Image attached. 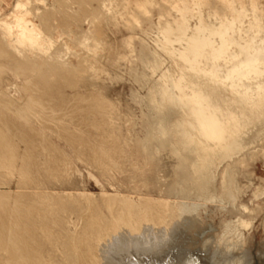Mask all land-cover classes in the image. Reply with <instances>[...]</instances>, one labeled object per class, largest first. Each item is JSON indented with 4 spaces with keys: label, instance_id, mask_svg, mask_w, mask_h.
<instances>
[{
    "label": "rangeland",
    "instance_id": "obj_1",
    "mask_svg": "<svg viewBox=\"0 0 264 264\" xmlns=\"http://www.w3.org/2000/svg\"><path fill=\"white\" fill-rule=\"evenodd\" d=\"M223 1L228 18L215 21L208 7ZM204 21H214L216 34ZM191 27L220 46L217 62L231 59V34L241 36L242 46L264 39V0H0V233L21 220L35 230L31 236L44 264H74L88 244L82 236H95L97 228L110 237L119 220L127 226L165 221L156 251H135L133 243L117 251L111 237L98 243V263L264 264V104L245 103V90L235 87L250 70L236 46L233 57L241 56L231 59L238 62L225 82L189 66L196 49L208 47L205 39L184 42L197 45L183 50L185 59L193 58L185 62L172 61L154 42L167 30L183 35L182 28ZM154 52L159 63L152 73ZM167 70L174 92L185 87L180 80L192 89L193 132L176 127L185 121L181 110L158 101L160 73ZM213 97L222 100L218 106ZM210 112L227 137L235 127H247L244 148L213 165L201 149L212 140L205 131L213 122ZM184 137L187 145L197 144L195 150H177L175 141ZM125 211L132 212L129 219ZM147 229L143 236H150ZM0 247V264H7Z\"/></svg>",
    "mask_w": 264,
    "mask_h": 264
},
{
    "label": "bare ground",
    "instance_id": "obj_2",
    "mask_svg": "<svg viewBox=\"0 0 264 264\" xmlns=\"http://www.w3.org/2000/svg\"><path fill=\"white\" fill-rule=\"evenodd\" d=\"M73 1V0H72ZM80 1V0H79ZM219 2V1H218ZM76 3V2H75ZM83 3V2H82ZM63 4V3H62ZM218 4V3H217ZM16 6H18V7H20V5L19 4H17ZM23 6V5H22ZM25 6V5H24ZM63 6V5H62ZM64 7H66V6H64ZM185 7H187V6H185ZM17 8V7H16ZM21 8V7H20ZM19 8V9H20ZM63 8V7H62ZM188 8V7H187ZM186 8V9H187ZM237 8V7H236ZM178 9V8H177ZM182 8H180V10H181ZM183 9L185 10V8H184V6H183ZM65 10V9H64ZM189 10V9H188ZM227 10H229L230 11V8H229V6H228V4H227V2H225V1H223L222 2V4L219 6V7H212V6H209L208 7V14L209 13H213L214 14V20L215 21H224V20H227V15H228V12H227ZM183 10H181V12H182ZM180 12V11H179ZM183 13H184V11H183ZM53 14V13H52ZM180 14H182V13H180ZM46 15V14H45ZM183 16H185V18H186V15H183ZM210 16V15H209ZM43 17V16H42ZM233 17V16H232ZM184 18V17H183ZM34 19V18H33ZM49 19V18H48ZM198 19H199V21L200 22H203V20L201 19V17L199 16L198 17ZM241 19H242V17H241ZM50 20V19H49ZM173 20H175V17H173L172 19H171V23L174 25V22H173ZM166 21H168V19H165L163 22H159V26H161V25H164L165 24V22ZM205 23H206V25H208V27H210L209 29H210V31H213V33L212 34H216L215 33V29H214V21H210V23H208V21H204ZM22 24V23H21ZM29 24V23H28ZM24 26H25V24H23ZM166 25H170L171 26V24H168V23H166ZM177 25V24H176ZM205 25V26H206ZM226 25V24H225ZM228 25V24H227ZM29 26V25H28ZM180 26V25H179ZM224 26V25H223ZM223 26H221V27H223ZM229 26V25H228ZM250 26V25H249ZM32 27V26H31ZM177 27V26H176ZM226 27V26H225ZM225 27H224V29H225ZM230 28H231V26H229ZM228 27V28H229ZM168 28V27H167ZM166 28V29H167ZM227 28V30H229ZM9 29V28H8ZM152 29V28H151ZM159 29V28H158ZM180 29V28H179ZM178 29V30H179ZM222 29V28H221ZM220 29V30H221ZM233 29H235L234 27H233ZM232 29V30H233ZM171 30V29H170ZM232 30L230 29L229 31H231L232 32ZM30 31V30H29ZM164 31V30H163ZM181 31V30H180ZM235 32H236V29L234 30ZM166 33H168L169 34V31L167 30V31H165ZM173 32V33H172ZM174 32H176V33H174ZM221 32H223V30L221 31ZM221 32H219L220 34H221ZM170 33L171 34H165V33H163V34H165V35H163V36H158L157 37V39L156 40H154V42L156 43V46H158L172 61H175V60H181V59H183L184 60V62H185V60H187L188 59V57H187V59H185V52H183V50L184 49H187V46H185L187 43L189 44V43H192V44H199L201 41H203V39H205V38H203V34H204V32L202 31V30H198L197 29V27H191V28H186V29H183L182 28V31H181V33L183 34V35H180V33L178 32V31H170ZM225 33V32H224ZM233 33V32H232ZM36 34V33H35ZM226 34V33H225ZM250 34V33H249ZM36 35H38V34H36ZM236 35H237V33H236ZM234 33L233 34H231V36L229 35V32H228V35H227V37L228 36H230L229 37V39H230V41L232 42V46L233 47H231L230 46V48L229 49H231V48H233V52H232V50H227L226 48V52H224V53H228L227 51H229V54H230V52L232 53L231 55L232 56H230L231 57V59L233 60L235 57H233V53H234V47L236 46L237 47V49L235 48V50H239L240 49V52H243L242 53V58L245 60H243L244 62H245V64H243V65H247V66H249L250 67V70H249V74H248V77H247V79H243L244 80V82L243 83H239L238 82V84H237V86H235V87H237V88H239L240 89V92L242 93V91H244L245 90V98L246 99H244V101H245V103L247 102V101H249V103L251 102V103H253V105H258V104H264V39L262 38V39H260V42H259V44H257V42H256V44H254L255 42V40L254 41H252L254 38H252V40H250V43H246V41H243V46H242V43H241V40H240V38H241V36L238 34V36H236ZM239 36H240V38H239ZM36 37V36H35ZM207 37V36H206ZM226 37V36H225ZM225 38V39H228V38ZM250 37H253V36H250ZM251 39V38H250ZM205 41L207 42V44H206V46H208L207 48H206V50H204L205 48L204 47H206V46H204L205 45ZM226 41H229V40H226ZM229 41V42H230ZM186 44H185V43ZM246 44H245V43ZM248 42H249V40H248ZM254 42V43H253ZM252 43V44H251ZM247 45V46H245V45ZM254 44V45H253ZM203 46V48H201L202 50H204V51H202V52H200V53H196V52H198L197 51V49L195 48V46H197V45H192V46H194V47H191V45H189L188 47L193 51V50H195L196 49V51H195V54H196V57L194 58V60H193V62H191L192 64H190L189 66H193V69L196 71V73H198V72H202L203 74H204V72H208V73H211L215 78H217L218 80H224L225 82H226V79H228L227 77H228V75H231V73H232V71H233V67L234 66H236V63L238 62L237 60H238V57H240L241 56V53L239 52V51H236L237 53H236V55H238L239 53V56L237 57V58H235V59H237V60H235V61H237L236 63H235V65L233 64L234 62L232 61V63H231V59H229V58H227L226 56H228V55H226V56H224V55H222L223 57H226L227 59H221L220 61H222V62H217L218 60V57L217 56H219V55H217L218 54V49H219V45L218 46H215L216 44L215 43H213V41H212V39H208V40H204V43L202 44ZM227 45H230V43L229 44H227ZM226 45V46H227ZM201 47V46H200ZM198 48V47H197ZM17 49V48H16ZM147 49V48H146ZM201 49H199L198 48V50H201ZM191 52V51H190ZM239 52V53H238ZM220 53H221V50H220ZM223 53V52H222ZM153 54V53H152ZM188 54V53H187ZM194 54V52H193V55H195ZM24 55V54H23ZM82 55V54H81ZM158 56H159V54L157 53V52H154V54H153V57H152V63H150V70H151V72L152 73H154L153 71H154V69H153V64L156 62V63H159V61H158ZM194 57V56H193ZM233 57V58H232ZM190 58H192V57H189V59ZM221 58V57H220ZM219 58V59H220ZM193 59V58H192ZM240 59V58H239ZM217 60V61H216ZM144 61V60H143ZM192 61V60H191ZM242 61V60H241ZM243 61L241 62V63H243ZM188 62H189V60H188ZM187 62V63H188ZM144 63H146V62H144ZM180 63V62H179ZM182 63V62H181ZM187 63H185V65H184V68H185V66L187 65ZM190 63V62H189ZM231 64H233L232 66H231ZM239 64H240V62H239ZM147 65H149V64H147ZM181 65V64H180ZM35 66V65H34ZM188 66V65H187ZM186 66V67H187ZM188 66V67H189ZM181 67V66H180ZM190 67V70L192 71L193 69ZM147 68V67H146ZM37 70V69H36ZM54 70V69H53ZM147 70V69H146ZM197 70H199L198 72H197ZM60 71V70H59ZM186 71L187 72H185V75L186 76H191V75H189L190 73L188 72V69H186ZM40 72V71H39ZM52 72V71H51ZM175 72V71H174ZM61 73H62V71H61ZM136 73V72H135ZM248 73V72H247ZM179 75V74H178ZM204 75H206V74H204ZM212 76V77H213ZM176 77V76H175ZM173 76L171 75V73H170V71L169 70H167V71H165V72H161L160 73V94L158 95V98H159V102H167L168 104H170L172 107H175L177 110H181L182 112H183V114H184V117H185V121L184 122H178L177 124H176V127H182V128H184L186 131H188V132H193V126H194V124H195V122H196V120H197V118H196V113L194 112V110H193V105H191L190 103H189V101H188V97H192V96H189L191 93V90H190V88H188V86L187 85H184V84H186V83H184V81L183 80H180L181 81V87H183V86H185L184 88H182V89H180L178 86V88L180 89V90H178V91H175L174 92V89H173V87H172V81H173ZM179 78V77H178ZM194 78V77H193ZM155 79V78H154ZM181 79H183V77L181 78ZM190 79V78H189ZM176 81L178 82V80L176 79ZM182 81H183V84H182ZM176 82V83H177ZM214 82V81H213ZM229 82V81H228ZM174 83V82H173ZM178 84V83H177ZM178 84V85H179ZM190 84H192V83H190ZM228 84V83H227ZM229 84H230V82H229ZM236 84V83H235ZM234 84V85H235ZM174 85H176V84H174ZM183 85V86H182ZM193 85V84H192ZM202 85V84H201ZM233 85V84H232ZM231 85V86H232ZM233 85V86H234ZM203 86V85H202ZM232 86V87H233ZM175 87V86H174ZM235 87H233L232 89L234 90V88ZM186 88H187V90H186ZM203 88H205V87H203ZM176 89V88H175ZM190 90V92H189V90ZM236 90V89H235ZM234 90V91H235ZM242 90V91H241ZM195 91L196 90H194V93H195ZM237 91V90H236ZM256 91H259L258 93H256ZM193 92V91H192ZM198 92V91H197ZM148 93V92H147ZM189 93V94H188ZM198 93H201V91H199ZM192 95H193V93H192ZM195 95H196V93H195ZM199 96H200V94H198ZM202 95V94H201ZM212 96V95H211ZM30 97V96H29ZM195 98L197 97V96H194ZM193 97V98H194ZM205 97H207L206 95H205ZM204 97V95H203V98H205ZM202 98V100H203V103L205 102V101H207V102H205V104H208V106H211V104L213 105L214 104V101H212L213 99L215 100V97H213V99L212 100H210L211 101V104L209 105V103H208V101L209 100H207V99H211V97L210 98H207V99H203ZM218 98V97H217ZM216 98V99H217ZM33 99V98H32ZM201 99V98H200ZM236 99V98H235ZM235 99H233L234 101H235ZM201 100V101H202ZM205 100V101H204ZM219 100V98L217 99V101ZM238 100H239V102H241L242 100L241 99H239L238 98ZM241 100V101H240ZM34 101V100H33ZM43 101V100H42ZM45 101V100H44ZM192 101V104L194 103L193 102V100H190V102ZM198 101V100H197ZM197 101L195 102V103H197ZM209 101V102H210ZM216 101V100H215ZM216 101V102H217ZM219 101H222L221 99L219 100ZM230 101V100H229ZM233 101V102H234ZM199 102V101H198ZM224 102V101H223ZM231 102H232V98H231ZM237 102V101H236ZM200 103V102H199ZM250 103V104H251ZM198 104V103H197ZM221 104V102H219V105ZM234 104V105H233ZM231 103V105H233V108H235L234 106H235V104L236 103ZM241 104H243V103H241ZM249 104V105H250ZM201 105H202V103H201ZM244 105V104H243ZM148 106V105H147ZM205 106H207V105H205ZM208 106H207V108H208ZM217 106H218V102H217ZM206 108V107H205ZM205 108H203L204 110H205ZM207 108H206V110H207ZM211 108H216L217 109V107H216V104H215V107H211ZM264 108V107H263ZM210 109V108H209ZM213 109H212V111H213ZM218 109H219V107H218ZM231 109H232V107H231ZM170 110V109H169ZM225 110V109H224ZM171 111V110H170ZM199 111V110H198ZM169 112V111H168ZM208 113H209V110L207 111ZM234 112H235V110H234ZM237 112H240V111H237ZM153 113V112H152ZM155 113V112H154ZM262 113V112H261ZM169 114V113H168ZM171 114V113H170ZM169 114V115H170ZM215 114V112L213 113V115ZM227 113H225V115H226ZM229 115H230V113H228ZM227 114V117L228 118H231L229 115ZM237 114H239V113H237ZM152 115V114H151ZM206 115V114H205ZM212 115V113L210 112V114H209V116L208 115H206V116H208L209 118H210V116ZM212 115V116H213ZM10 116V115H9ZM211 116V118H212V120H213V117ZM214 116H216V114L214 115ZM258 116V115H257ZM222 117V116H221ZM234 118H235V116H233ZM239 117V119H241V118H243V117H241L240 118V116H238ZM210 118V119H211ZM215 118V117H214ZM216 118H217V116H216ZM216 118L214 119V120H216ZM233 118V119H234ZM169 119V118H168ZM174 119V118H173ZM172 119V120H173ZM214 120H213V122H214ZM224 120H226V123L227 124H229V121L226 119V116H225V119ZM236 120V119H235ZM243 120V119H242ZM241 120V121H242ZM18 121V120H17ZM168 120H166V122H167ZM171 121V120H170ZM147 122V121H146ZM213 122L211 123V120H210V124H208L209 126H207V124H206V126H207V128H206V130L205 131H210V136L209 137H211V141H209L208 143H206V145H207V147H204V148H201L202 149V151L204 152V153H206L205 155H206V159L208 158L209 160H210V164H215L216 162H219V161H221V160H223L224 158H226V157H230L231 156V154H232V151L233 150H241V149H243L244 148V140L241 138V135L244 133V130L247 128L246 126L245 127H239V125L241 124V123H239V125H238V127L239 128H237V127H235L234 129H236L235 131H233L232 129V131H230V135L227 137L226 135H228L227 134V132H225L224 130H223V132H221V131H219L220 129H219V125L218 124H216V122H218V118H217V121L216 122H214V124H213ZM223 122V121H222ZM237 122V121H236ZM239 122V121H238ZM237 122V123H238ZM243 122V121H242ZM208 123V122H207ZM244 123H245V119H244ZM205 124V123H204ZM219 124H221V123H219ZM224 124V123H223ZM155 125V124H154ZM205 126V127H206ZM224 126V125H223ZM229 126V125H228ZM237 126V125H236ZM153 127H155V126H153ZM205 127H201L203 130H204V128ZM231 127H233L232 125H231ZM7 128V127H6ZM20 128V127H19ZM221 129H223L222 127H220ZM14 129V128H13ZM219 129V130H218ZM230 129V128H229ZM166 130H167V126L165 125V124H160V126L158 127V131L159 132H162V133H164L165 135L167 134V132H166ZM202 130V131H203ZM151 132V131H150ZM153 132V131H152ZM206 133H208V135H209V132H206ZM205 133V135L204 136H206L207 134ZM21 134V133H20ZM156 135V134H155ZM218 135H220V136H218ZM173 136V135H172ZM203 136V137H204ZM217 136V137H216ZM174 137V136H173ZM208 138V137H207ZM167 139H169V138H167ZM175 139V138H174ZM184 139H185V137H184ZM181 140L180 142H177V144H176V141H175V146H176V148H177V150H184V149H186V150H189V151H192V150H195L196 149V146H197V144L196 143H194V142H191L189 145H187L188 144V139L186 138L185 140ZM208 139H210V138H208ZM162 140H163V138H162ZM171 140V139H170ZM169 141V140H168ZM156 143V142H155ZM147 146V145H146ZM168 146V145H167ZM178 146H180V148H184V149H180ZM148 147V146H147ZM175 148V147H174ZM149 149V148H148ZM149 150H151V149H149ZM2 155V154H1ZM10 156V155H9ZM4 157V156H3ZM2 158V157H1ZM0 158V160H2ZM6 163H7V161H5ZM9 163V162H8ZM203 163H201L200 165H202ZM218 166V165H217ZM216 169V168H215ZM180 170V169H179ZM194 170V168L192 169V171ZM208 170V169H207ZM177 171V170H176ZM201 171V170H200ZM182 172V171H181ZM195 172H197L196 171V169H195V171H193V173H195ZM181 174V173H180ZM203 175V174H202ZM202 175H199V176H202ZM177 176V175H176ZM183 176V175H182ZM178 177V176H177ZM184 178V177H183ZM202 178V177H201ZM189 180V179H188ZM207 181V180H206ZM206 181H202V184L204 185V184H206ZM190 185H192V183L190 184ZM190 185H189V187H190ZM177 188V187H176ZM181 194V193H180ZM27 202V201H26ZM170 202V201H169ZM23 203V202H22ZM24 204V203H23ZM151 207H152V205H150ZM31 206H29V208H30ZM126 208V207H125ZM124 209V208H123ZM147 210H148V208L147 209H145V212H143V214H145L146 212H147ZM149 210H150V208H149ZM152 210V209H151ZM14 211V210H13ZM184 211V210H183ZM28 212H30L31 213V211H28ZM123 212V211H122ZM136 213H138L137 211H135ZM169 212L167 211V212H165L164 214L165 215H167ZM35 214V213H34ZM122 214V213H121ZM143 214H141V216H143ZM164 214H159V216L160 215H162L161 217H162V219L165 217V215ZM29 215V214H28ZM131 215H132V212L131 211H125V217H126V219H129L130 217H131ZM164 215V216H163ZM158 215H157V218H161V217H159ZM11 217V216H10ZM19 217H21L20 215H19ZM18 217V218H19ZM11 219H12V217H11ZM155 220V219H154ZM164 220V219H163ZM21 221V220H20ZM18 222L17 223V221L15 222V223H11V224H9L8 226H6L5 225V228H6V232H1L0 233V246H2V248H5L6 250H5V252H7V255H8V258H7V264H44V262L43 261H41L40 260V257H39V251H37V247H36V244H35V242H34V240L32 239L33 237V232H35V230H32L29 226H27V225H25L24 224V222ZM156 221V220H155ZM33 222V221H32ZM165 221H163L162 223L163 224H159L160 222H135V223H133L131 226L130 225H126V224H124L125 223V220H119L118 221V223L117 224H114V230H113V234L114 235H116V236H103V234L105 233L104 231H102V230H100L99 228H97V230H96V234H95V236H87V234L85 235V236H82V238L84 239V240H86V244L87 245H85V247L83 248V249H79V251H77V259H78V262L76 261L74 264H80L79 262H80V260H83L84 259V263H82V264H100V263H98L99 261H98V258H99V251H100V249H101V247H99L98 245L99 244H103V243H105L106 242V240H108V239H110L111 237L112 238H114V242L112 243V245H113V247L114 248H116V249H114V250H124V249H126V247L128 246V244L130 243H133L134 245H131V246H135V247H132V248H135V251H144L146 248H150L151 250H155L156 251V246L154 245L155 243L157 244V243H159V244H161V242H163V240H164V235H165V231H166V228H168V226H167V224H168V222H165ZM157 223L159 224V225H161V226H157ZM157 226V227H156ZM164 226V227H163ZM165 226H167L166 228H165ZM4 227V226H3ZM147 227H148V229H147ZM160 227L162 228V229H160ZM144 229H147V233L150 235V236H143V231H144ZM32 235V236H31ZM156 235V236H155ZM47 237V236H46ZM111 240V239H110ZM109 240V241H110ZM91 242H97L96 244H91ZM55 243V242H54ZM99 243V244H98ZM108 245V244H107ZM152 245H153V247H152ZM105 246V245H104ZM103 246V247H104ZM155 246V247H154ZM108 247V246H107ZM129 247H130V245L127 247L128 249L127 250H130L129 249ZM1 248V247H0ZM112 248V247H111ZM113 249V248H112ZM1 250H4V249H1ZM126 250V251H127ZM117 251H115V253H117ZM123 252V251H122ZM128 252V251H127ZM102 253H103V251H102ZM121 253V252H120ZM76 254V253H75ZM74 254V255H75ZM126 254V253H125ZM137 254V253H136ZM139 254V253H138ZM137 254V255H138ZM142 254V253H141ZM128 255H129V253H128ZM104 256V255H103ZM102 256V257H103ZM106 256V255H105ZM104 256V257H105ZM131 256V254L129 255V257ZM76 257V256H75ZM119 257V256H118ZM122 257V256H121ZM123 257H125V256H123ZM132 257V256H131ZM41 258H42V256H41ZM79 258H82V259H79ZM110 258V257H109ZM120 258V257H119ZM76 259V260H77ZM104 259V258H103ZM106 259H108V256L106 257ZM112 259V258H111ZM123 259V258H122ZM139 259H141V258H139ZM109 260V259H108ZM107 260V261H108ZM118 260V259H117ZM103 261H105V260H103ZM109 261H111V260H109ZM125 261V260H124ZM142 261V260H141ZM168 261V260H167ZM169 262V261H168ZM106 263H108V262H106ZM112 262H110V264H111ZM234 263V262H233ZM72 264V263H71ZM116 264V263H115ZM118 264V263H117ZM124 264H146V263H144V262H140V261H138L137 259L136 260H133V258H132V260H126L125 262H124ZM194 264V263H193Z\"/></svg>",
    "mask_w": 264,
    "mask_h": 264
}]
</instances>
